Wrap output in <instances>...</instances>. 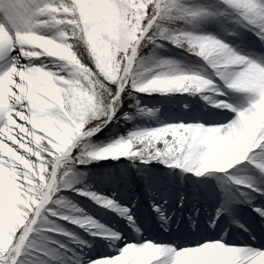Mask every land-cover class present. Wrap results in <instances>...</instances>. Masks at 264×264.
I'll use <instances>...</instances> for the list:
<instances>
[{
	"label": "snow or ice",
	"instance_id": "obj_1",
	"mask_svg": "<svg viewBox=\"0 0 264 264\" xmlns=\"http://www.w3.org/2000/svg\"><path fill=\"white\" fill-rule=\"evenodd\" d=\"M0 264H264V0H0Z\"/></svg>",
	"mask_w": 264,
	"mask_h": 264
}]
</instances>
